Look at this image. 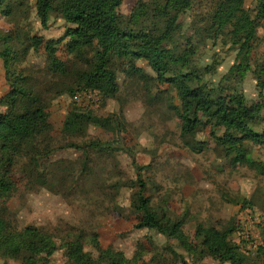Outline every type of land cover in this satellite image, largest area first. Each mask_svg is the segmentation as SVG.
I'll list each match as a JSON object with an SVG mask.
<instances>
[{
	"label": "rangeland",
	"instance_id": "rangeland-1",
	"mask_svg": "<svg viewBox=\"0 0 264 264\" xmlns=\"http://www.w3.org/2000/svg\"><path fill=\"white\" fill-rule=\"evenodd\" d=\"M139 1L123 0L120 15L129 17ZM217 2L191 0L190 9L179 16L175 44L181 51L192 49L188 60L198 83L221 95L240 96L248 107L261 108L260 126L256 128L260 130L264 126V87L255 80L253 70L264 60V22L256 18L257 1L245 0V9L255 18L257 37L253 50L246 56H238L226 38L208 36V18ZM0 32L17 40L19 36V57L13 62V69L24 77V86H31L44 96L48 114L38 139L42 150L38 165L39 172L46 177L44 185L25 174L29 158L20 159L10 172V190L0 194V218L11 221L17 229L35 226L58 244L83 233L85 250L95 258L98 253L89 241L96 235L102 249L122 252L128 259L141 252L145 261L156 255L161 264H180V259L170 251L173 249L189 264H228L219 261L218 253L197 258L185 252L176 239L134 228L141 220V215L131 207L136 189L130 186L137 176L134 160L142 167L140 176L146 183L145 196L151 206L165 211L172 219L184 217V235L189 244H198L194 237L198 224L219 230L234 228L230 241L254 264H264V176L222 157L216 145L222 132L212 137L209 126L202 125L192 138L196 143H205L207 148L200 153L188 149L174 111L180 106L176 91L170 84H158L146 62L136 63L147 77L144 80L127 77L126 63L112 59L119 86L115 98H76L84 93V89L76 90V73H81L85 65L70 54L67 39L57 45L56 56L68 65L69 74L59 77L46 70L45 43L57 41L65 34V24L58 15L51 16L47 29L41 27L34 10L17 25L0 16ZM31 36L43 40L37 52L27 51ZM233 66L242 70L230 75ZM67 87L74 94L59 95ZM9 91L0 62V100ZM74 106L97 117L119 120L122 132L115 125L107 129L90 125L84 135H69L63 123ZM4 111L0 106V112ZM93 141L123 148L131 157L115 149L89 150L86 158L73 147ZM248 149L253 159L264 161L262 147L248 145ZM255 242L257 245H253ZM37 261L66 264L62 250L51 257L39 255ZM0 264L21 262L0 257Z\"/></svg>",
	"mask_w": 264,
	"mask_h": 264
},
{
	"label": "trees",
	"instance_id": "trees-1",
	"mask_svg": "<svg viewBox=\"0 0 264 264\" xmlns=\"http://www.w3.org/2000/svg\"><path fill=\"white\" fill-rule=\"evenodd\" d=\"M256 1V18L264 22V0ZM122 3L123 0H0V16L17 25L34 10L41 27L47 29L51 16L58 15L65 24V34L57 41L45 43L46 70L59 77L69 74L68 65L56 56L57 45L67 39L70 54L85 65L81 73H76V90H92L105 101L115 98L119 90L112 59L126 63L127 77L144 80L147 77L136 63L146 62L158 84H170L176 91L180 106L174 111L181 122V137L188 149L200 153L207 148L205 143H196L192 138L202 125L209 126L212 137L216 138V133L222 132L216 142L222 157L264 176V161L253 159L248 149V145L264 149V126L256 130L260 126L261 108L248 107L240 96L221 95L198 83L188 60L192 49L181 51L175 44V36L180 30L179 16L190 9L191 0H140L127 18L119 13ZM207 25L208 36L226 38L238 51V56H246L253 50L257 38L255 18L245 9V0H218ZM18 40L9 33L0 32V62L10 86V91L0 100V106L5 108L0 112V194L10 190V172L23 158L30 160L25 174L40 185L46 180L39 172L38 157L42 150L38 139L48 117L47 103L33 87L24 86V77L13 69V62L19 57ZM29 42L27 51L37 52L43 45L41 37L31 36ZM240 70V66H233L230 75ZM253 74L264 87V60L255 66ZM67 93L72 95L74 91L68 87L59 91V95ZM90 125L102 129L115 125L119 132L123 130L119 120L97 117L75 106L63 123L71 136L86 134ZM73 147L81 150L86 158L89 150L116 149L130 156L127 150L100 141ZM132 165L137 176L130 186L136 189L131 207L141 215L140 222L134 226L136 230L154 231L168 239H176L185 252L197 258L218 253L221 263L254 264L230 241L234 228L219 230L198 224L194 235L198 244H189L184 235L185 218L172 219L165 211L154 209L145 196L147 186L140 176L142 167L134 160ZM85 239L80 233L58 244L51 235L35 226L17 229L11 221L0 218V257L18 260L21 264H38L39 255L51 257L58 250L63 251L66 264H161L156 255L145 261L141 252L128 259L122 252L111 248L104 250L96 235L89 241L98 253L95 258L85 250ZM170 251L180 259V264H189L173 249Z\"/></svg>",
	"mask_w": 264,
	"mask_h": 264
},
{
	"label": "built area",
	"instance_id": "built-area-1",
	"mask_svg": "<svg viewBox=\"0 0 264 264\" xmlns=\"http://www.w3.org/2000/svg\"><path fill=\"white\" fill-rule=\"evenodd\" d=\"M81 95H84L87 98H91V96L94 95V97H96L95 100H98L99 94L97 92L92 91V90L84 89V93H81L80 95H76V98L80 97ZM253 245H257V243L255 242Z\"/></svg>",
	"mask_w": 264,
	"mask_h": 264
}]
</instances>
